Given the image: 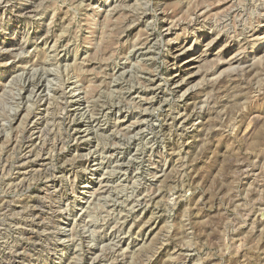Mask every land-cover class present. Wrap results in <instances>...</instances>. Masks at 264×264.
Returning a JSON list of instances; mask_svg holds the SVG:
<instances>
[{
  "label": "rangeland",
  "instance_id": "obj_1",
  "mask_svg": "<svg viewBox=\"0 0 264 264\" xmlns=\"http://www.w3.org/2000/svg\"><path fill=\"white\" fill-rule=\"evenodd\" d=\"M263 57L264 0H0V264H264Z\"/></svg>",
  "mask_w": 264,
  "mask_h": 264
},
{
  "label": "bare ground",
  "instance_id": "obj_2",
  "mask_svg": "<svg viewBox=\"0 0 264 264\" xmlns=\"http://www.w3.org/2000/svg\"><path fill=\"white\" fill-rule=\"evenodd\" d=\"M184 53H182L180 56H182ZM192 55H194V54H192ZM234 57V56H233ZM200 56H198V57H191L190 58V60H188L187 61V63H186V65H188L189 66V64H192V63H195V61H200ZM264 58V57H263ZM199 59V60H198ZM203 60V59H202ZM232 62H234V59L232 58V60L229 62V64H232ZM203 63V62H202ZM198 67V69H199V66H196V68ZM200 70V69H199ZM194 73H196V71H193ZM198 73V72H197ZM196 73V74H197ZM214 78V77H213ZM181 79V78H180ZM183 81V80H182ZM178 84V83H177ZM187 91V90H186Z\"/></svg>",
  "mask_w": 264,
  "mask_h": 264
}]
</instances>
